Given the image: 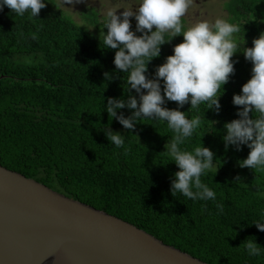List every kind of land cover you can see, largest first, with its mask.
Here are the masks:
<instances>
[{
  "label": "trees",
  "instance_id": "obj_1",
  "mask_svg": "<svg viewBox=\"0 0 264 264\" xmlns=\"http://www.w3.org/2000/svg\"><path fill=\"white\" fill-rule=\"evenodd\" d=\"M45 2L37 18L15 15L7 7L0 12V164L209 264H264V252L249 257L244 249L252 238L264 247V231L253 223L264 209V170L240 167L238 161L250 149H225L222 141L224 123L238 118L242 107L232 97L251 76L252 64L243 52L230 58L236 61L234 73L222 86L219 112L204 103L198 109H189L190 103L179 107L188 118L201 117L184 147L191 150L202 143L213 151L216 164L202 181L216 200L192 201L179 193L173 197L170 183L179 169L163 152L171 138L166 123L144 120L128 130L115 118L109 121L104 110L107 98L126 99L129 93L127 74L113 63L115 50L103 48L99 39L107 29L98 13H83L94 25L87 29L55 0ZM224 9L229 23L240 27L235 38L240 43L244 39L241 48L252 47L264 32V0H227ZM130 30L142 35L132 26ZM182 40L177 35L160 46V55L147 63L148 78ZM105 72L113 78L106 80ZM161 90L163 95L162 80ZM131 94L138 97L135 90ZM163 106L178 107L168 100ZM131 111L125 107L117 114L128 117ZM105 128L125 136L123 148L108 141Z\"/></svg>",
  "mask_w": 264,
  "mask_h": 264
},
{
  "label": "clouds",
  "instance_id": "obj_2",
  "mask_svg": "<svg viewBox=\"0 0 264 264\" xmlns=\"http://www.w3.org/2000/svg\"><path fill=\"white\" fill-rule=\"evenodd\" d=\"M82 0H59L65 10L75 11L70 5ZM193 0H133L130 6H108L98 11L103 24V35L99 37L103 48L115 50V69L127 74L124 98H107L104 110L109 121L115 118L125 129L132 130L136 123L144 120L163 121L171 132V138L165 144V150L174 162L178 171L173 173L170 192L173 197L177 193L192 201H215L216 193L202 181V176L213 170L214 153L208 147L199 146L189 150L184 147L193 137L201 124L200 116L188 118L179 110L185 103L189 109H198L201 103L206 109L219 112V96L222 86L234 73V63L230 58L242 51L246 60L252 64L251 76L241 86L239 94H234L232 103L238 108L236 119L225 122L222 136L225 149L230 145L237 151L246 145L250 151L246 158L239 160L240 167H248L254 171L264 170V32L254 38L252 47H243L235 37L240 27L229 23L224 18L214 21L198 20L185 25L182 18L186 15ZM69 5V6H66ZM7 7L11 13L24 16L26 13L37 18L40 10L46 7L45 0H0V12ZM123 12L117 15V9ZM130 17L136 21L135 31L130 30ZM88 27L83 22L80 26ZM153 27L155 30H153ZM101 33V32H100ZM165 34L168 39H165ZM182 35V42L174 45L173 53L155 68L154 77L146 76L147 63L160 55V46L177 36ZM106 80L113 77L104 73ZM161 80L163 95L161 94ZM131 90L138 94L134 96ZM145 90V91H142ZM175 101L178 107H164L165 101ZM127 107L132 110L128 117L117 114L118 109ZM252 114L251 116L249 114ZM207 132V131H206ZM108 141L116 148H123L125 136L110 128L104 129ZM127 151V149H125ZM166 162V163H167ZM217 167L215 168L216 172ZM239 181V177H237ZM220 212L223 205L217 204ZM259 231H264V209L259 218L253 221ZM249 257L260 256L264 247L254 242V238L244 243Z\"/></svg>",
  "mask_w": 264,
  "mask_h": 264
},
{
  "label": "water",
  "instance_id": "obj_3",
  "mask_svg": "<svg viewBox=\"0 0 264 264\" xmlns=\"http://www.w3.org/2000/svg\"><path fill=\"white\" fill-rule=\"evenodd\" d=\"M0 264H209L0 164Z\"/></svg>",
  "mask_w": 264,
  "mask_h": 264
},
{
  "label": "rangeland",
  "instance_id": "obj_4",
  "mask_svg": "<svg viewBox=\"0 0 264 264\" xmlns=\"http://www.w3.org/2000/svg\"><path fill=\"white\" fill-rule=\"evenodd\" d=\"M56 3L62 8L68 15L71 16L76 22H83L84 24L91 27L83 17V13L94 9L97 13L108 6L119 7L121 5L130 6L133 0H82L81 3L70 5L75 11L65 10L59 4V0H55ZM227 0H193L192 5L189 7L186 15L182 18L185 25H191L198 20L205 19L208 21H214L216 18H224L228 20L225 3ZM69 6V5H66ZM123 8L117 9V15L123 12ZM130 26L136 27V21L134 17H130ZM154 28V27H153ZM94 29V26L91 28Z\"/></svg>",
  "mask_w": 264,
  "mask_h": 264
}]
</instances>
